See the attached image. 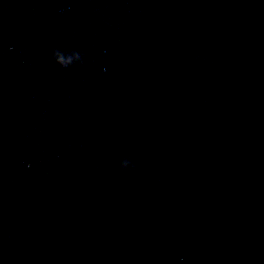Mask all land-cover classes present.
<instances>
[{"label": "water", "instance_id": "95a60500", "mask_svg": "<svg viewBox=\"0 0 264 264\" xmlns=\"http://www.w3.org/2000/svg\"><path fill=\"white\" fill-rule=\"evenodd\" d=\"M0 264H264V0H0Z\"/></svg>", "mask_w": 264, "mask_h": 264}, {"label": "clouds", "instance_id": "9594fccd", "mask_svg": "<svg viewBox=\"0 0 264 264\" xmlns=\"http://www.w3.org/2000/svg\"><path fill=\"white\" fill-rule=\"evenodd\" d=\"M60 67H61L62 69H64L63 66H60ZM13 242H15V241H13Z\"/></svg>", "mask_w": 264, "mask_h": 264}]
</instances>
